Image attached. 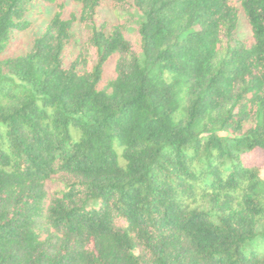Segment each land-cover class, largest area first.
Returning <instances> with one entry per match:
<instances>
[{"label":"trees","instance_id":"obj_1","mask_svg":"<svg viewBox=\"0 0 264 264\" xmlns=\"http://www.w3.org/2000/svg\"><path fill=\"white\" fill-rule=\"evenodd\" d=\"M256 150L264 0H0V264H264Z\"/></svg>","mask_w":264,"mask_h":264},{"label":"rangeland","instance_id":"obj_2","mask_svg":"<svg viewBox=\"0 0 264 264\" xmlns=\"http://www.w3.org/2000/svg\"><path fill=\"white\" fill-rule=\"evenodd\" d=\"M67 4L70 10H76L78 8V5L71 1H67ZM51 15L52 9L50 6L43 3L33 4L27 16L28 20L32 23V27L25 32L13 34L10 46L4 56L21 55L26 52L30 47L31 40L34 37L39 36L44 31ZM118 19H126L129 22L127 34L132 42L133 49L138 50L137 36L135 33L136 22L138 20L136 13L112 9L107 7V5L99 7L96 22L102 23L103 21H108L114 23L118 21ZM76 33L77 43L78 41H84L87 37V30L84 26H78L76 28ZM249 35L250 33L247 24L241 19L237 28V37L239 39H245L249 37ZM242 161L245 165L258 167L260 178L264 179V163L263 156L260 151L256 150L252 153L244 155Z\"/></svg>","mask_w":264,"mask_h":264}]
</instances>
